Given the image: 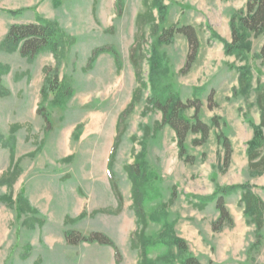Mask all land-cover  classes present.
I'll return each instance as SVG.
<instances>
[{"label":"rangeland","instance_id":"obj_1","mask_svg":"<svg viewBox=\"0 0 264 264\" xmlns=\"http://www.w3.org/2000/svg\"><path fill=\"white\" fill-rule=\"evenodd\" d=\"M246 2L159 0L165 9L161 28H194L199 50L183 73L190 53L187 38L177 34L154 55L150 26L143 30L146 43L140 64L148 90L126 120L115 158L113 176L123 197V210L116 214L108 160L117 119L138 87L130 48L137 33L136 17L147 12L144 0H0V64L9 68L0 77L4 91L0 95V264H115L110 247L69 245L65 237L69 232L80 237L100 233L120 250L122 264H139L140 251L131 247L136 221L132 182L125 170L139 153L156 176L145 211L162 214L159 221L149 222L145 233L155 243L148 248L150 260L181 264L177 249L158 239L170 229L202 264H264V228L259 234L244 216L240 191L226 197L234 224L219 233L212 230L218 219L215 202L199 204L217 187L243 184H249L264 202V175L251 177L247 157L254 129L261 122L256 97L264 88V37H251L245 60L227 55L225 47L232 42V17L246 11ZM154 15H159L156 8ZM39 17L64 33L67 43L61 55L43 53L29 61L18 51L2 49L12 26L34 24ZM106 47L117 52L120 65L113 53L106 52L89 67L94 50ZM152 57L158 68L153 67ZM242 68L250 74L246 92L239 89ZM157 77L161 87L167 86L184 103H193L186 118L194 116L197 106L205 124L213 118L220 121V129L212 128L202 146L193 147L198 136H189L185 146L193 164L179 158L173 130L158 129L161 113L147 109L146 99ZM219 132L233 146L232 162L224 172Z\"/></svg>","mask_w":264,"mask_h":264},{"label":"trees","instance_id":"obj_2","mask_svg":"<svg viewBox=\"0 0 264 264\" xmlns=\"http://www.w3.org/2000/svg\"><path fill=\"white\" fill-rule=\"evenodd\" d=\"M120 0H118L119 2ZM246 11L241 12L239 15H233L231 20L230 29L232 32V42L226 44V54L234 56L240 60L246 58L247 53L251 49V37H264V0H247ZM144 5L147 8V12L143 15L136 17L137 21V33L135 34V40L131 46L130 61L135 70V78L137 79L138 87L135 90L133 98L127 108L119 115L116 125V137L111 147L110 157L108 160V179L110 180V186L115 193L117 199L116 214H120L123 210V197L120 193L116 180L113 176V168L118 148L121 144L123 133L127 129V118L134 112L135 106L141 101L143 93L148 90V84L145 79L142 78L141 64L143 55V45L146 43V37L143 30L148 25L150 38H154L152 45V53L156 55L157 48L164 44H171L177 34H182L187 38L190 53L186 59L185 67L182 72H186L194 63V59L199 50L198 34L194 28L190 27H177L165 29L161 28L165 17L164 6H161L159 0H153L149 3L148 0H144ZM159 10V15H154V10ZM64 33H62L59 27L45 21L40 17L37 18L34 24L27 25H14L10 28L6 34L1 47L6 52L18 51L23 57L29 61L35 60V58L43 53H52L55 56L61 55L67 41ZM111 52L115 56L116 64H119L117 52L111 48L96 49L89 60V67L93 66L92 62L101 54ZM261 56H264V40L263 48L261 50ZM156 57H152L151 63L154 68L159 67V63L154 61ZM9 72V68L0 64V77ZM240 73V87L242 92L249 90L250 82L248 77L250 76L248 69H239ZM160 78L157 77L153 84L151 83V94L146 99V106L148 111L155 110L161 113L162 122L159 123L158 129L169 126L174 134H176L177 148L179 149V158L187 164H193L194 158L189 155L185 146L189 136L197 135L198 137L192 141L193 147L204 145L210 137V131L212 128L220 129V121L218 118H213L211 124H205L199 118V107L195 106L194 116L186 118L185 113L187 110L193 108V103L190 101L184 103L182 99L173 91L169 90L167 86H160ZM56 87H53V90ZM44 92V89H43ZM4 91L0 88V95H3ZM256 103L260 111L261 122L254 131V137L248 144V172L251 177H258L264 175V88L260 87V91L256 97ZM43 111V110H42ZM41 111V114H42ZM40 113V112H39ZM45 122L50 125L48 115H44ZM217 144L222 149V171H226L232 162L233 146L227 135L224 132H219L217 135ZM128 178L131 179L132 187V206L136 221V230L131 234V247L140 251L139 264H159L158 259L152 261L148 258V248L155 245L151 238L146 237V230L150 221H159L162 216L157 212L154 215H149L145 211V202L149 199L150 183L156 179L154 173L150 171L148 164L143 159V154L139 153L135 162L132 165L125 167ZM211 197L201 198L199 204L206 206V203L214 201L216 204V211L218 213V219L212 224L213 232L219 233L226 227H232L234 224L233 218L230 216L225 199L228 196H232L235 193L241 192L239 202L244 207V216L247 217L249 223L255 225L256 231L261 234L264 228V202L259 196H257L249 184H243L239 186H231L220 188ZM175 194H172L170 203H173ZM201 207V206H200ZM171 230L165 229L160 233L158 239L167 248H176L179 257L178 261L181 264H202L200 261L188 254V247L184 240L174 238V234H169ZM171 236V237H170ZM66 241L70 245H77L81 243H100L101 245L108 246L114 250V263L122 264V256L120 250L116 247L113 241L106 236L98 233L89 237H80L77 234L69 232L65 234ZM167 239V240H166ZM167 262L168 258H164Z\"/></svg>","mask_w":264,"mask_h":264}]
</instances>
